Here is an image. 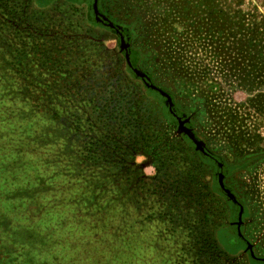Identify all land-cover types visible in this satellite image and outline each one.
Listing matches in <instances>:
<instances>
[{
    "label": "trees",
    "instance_id": "obj_1",
    "mask_svg": "<svg viewBox=\"0 0 264 264\" xmlns=\"http://www.w3.org/2000/svg\"><path fill=\"white\" fill-rule=\"evenodd\" d=\"M48 1L0 0V264H239L218 243L221 204L199 174L222 161L195 152L191 130L165 137L162 90L135 74V52L123 68L95 54V29L128 41L126 30L96 22L89 0L70 2L86 6L85 24L46 13Z\"/></svg>",
    "mask_w": 264,
    "mask_h": 264
},
{
    "label": "rangeland",
    "instance_id": "obj_2",
    "mask_svg": "<svg viewBox=\"0 0 264 264\" xmlns=\"http://www.w3.org/2000/svg\"><path fill=\"white\" fill-rule=\"evenodd\" d=\"M71 1L49 0L51 5L42 10L85 24L86 6ZM95 2L110 26L129 33L137 70L172 97L174 109L198 142L224 164L222 171H216L204 162L199 171L208 192L221 204L219 245L239 264H250V258L264 264V0ZM93 32L98 38L95 54L110 58L111 67L114 61L123 68L119 37ZM256 60L263 67L251 75L249 66ZM128 83L140 89L136 80ZM157 107L162 111V133L168 140L183 142L178 123L164 118V102L158 101ZM136 164L146 177L155 176L146 156L138 155ZM214 180L221 192L214 191Z\"/></svg>",
    "mask_w": 264,
    "mask_h": 264
},
{
    "label": "water",
    "instance_id": "obj_3",
    "mask_svg": "<svg viewBox=\"0 0 264 264\" xmlns=\"http://www.w3.org/2000/svg\"><path fill=\"white\" fill-rule=\"evenodd\" d=\"M93 12H94V18H95V21L96 22H99V23H101V25H103L104 27H107V28H110L111 30H113L114 32H116V33H119L120 32V29L119 28H117V27H115V26H110V24H108L103 18L101 19V21L100 20H98V18H101V16H100V14H99V12H98V9H97V5H96V2H95V0H94V4H93ZM120 40H121V44H120V49H121V51L122 52H127L128 50H129V44H128V41L126 42V41H124V38L120 35ZM126 60H127V62H128V66H130V63H129V56H128V54L126 55ZM136 75H141L142 73H140L139 71H137L136 73H135ZM160 95H161V97L162 98H164V104H165V106L169 109V110H171V112L173 113L174 112V102H173V99H172V97H170L169 95H167L166 93H164L163 91H161V93H160ZM179 121V123H178V125H179V127H180V130H181V132L182 133H188L189 131H190V129H186L185 127H184V123L180 120V119H178ZM187 130V131H186ZM203 148H204V145L203 144H201V143H199V142H197V144L195 145V149L197 150V151H202L203 150ZM222 191L226 194V191H224L223 189H222ZM227 198L230 200V201H232L233 202V198H232V196H227Z\"/></svg>",
    "mask_w": 264,
    "mask_h": 264
},
{
    "label": "flooded vegetation",
    "instance_id": "obj_4",
    "mask_svg": "<svg viewBox=\"0 0 264 264\" xmlns=\"http://www.w3.org/2000/svg\"><path fill=\"white\" fill-rule=\"evenodd\" d=\"M88 3H91V10H92V12H93V4H94V0H89ZM93 17H94V12H93ZM98 20H101V18H98ZM119 36H120V34H119ZM126 42H127V41H126ZM129 49H130V47H129ZM128 53H129V52H128ZM128 56H130V55H128ZM176 116H177L178 119H180V115H179V114H176ZM176 116H175V117H176ZM182 122L184 123V121H182ZM184 126L187 127L186 123H184ZM216 180H217V179H216Z\"/></svg>",
    "mask_w": 264,
    "mask_h": 264
}]
</instances>
